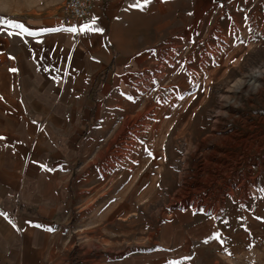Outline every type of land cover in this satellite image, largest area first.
Here are the masks:
<instances>
[{"label": "rangeland", "instance_id": "obj_1", "mask_svg": "<svg viewBox=\"0 0 264 264\" xmlns=\"http://www.w3.org/2000/svg\"><path fill=\"white\" fill-rule=\"evenodd\" d=\"M45 1L0 0V59L19 17L63 14L64 0ZM139 2L119 4L117 75L105 95L98 84L72 152L45 157L30 194L9 198L39 225L6 252L15 264H264V0Z\"/></svg>", "mask_w": 264, "mask_h": 264}, {"label": "crops", "instance_id": "obj_2", "mask_svg": "<svg viewBox=\"0 0 264 264\" xmlns=\"http://www.w3.org/2000/svg\"><path fill=\"white\" fill-rule=\"evenodd\" d=\"M97 1L92 15L79 22L65 23L63 14L47 6L19 17L36 34L16 29L13 44H7L12 52L0 59V213L6 214L0 215V264H15L6 248L39 225L38 218L11 206L9 198L30 194V179L46 174L45 157L72 152L73 135L90 122L101 100L98 84L105 76V95L117 75L121 0ZM93 17L103 32L67 31Z\"/></svg>", "mask_w": 264, "mask_h": 264}, {"label": "built area", "instance_id": "obj_3", "mask_svg": "<svg viewBox=\"0 0 264 264\" xmlns=\"http://www.w3.org/2000/svg\"><path fill=\"white\" fill-rule=\"evenodd\" d=\"M97 0H64L63 19L65 23L79 22L94 12Z\"/></svg>", "mask_w": 264, "mask_h": 264}, {"label": "snow or ice", "instance_id": "obj_4", "mask_svg": "<svg viewBox=\"0 0 264 264\" xmlns=\"http://www.w3.org/2000/svg\"><path fill=\"white\" fill-rule=\"evenodd\" d=\"M150 2H151V0H144V5H147ZM131 7L141 8L142 5L140 4L139 0H137V3L131 5ZM97 20H98L97 17H93L92 20L89 23L83 24L82 26L79 27V29H77L76 27H71V28L67 29V31H70V32H73V33L79 31L80 33H84V34L89 33V32L101 33V32L104 31V29L96 26ZM0 23H4L2 18H0ZM8 23H12V22L9 21ZM14 26L19 28V29H21L22 32H27L29 35H35L36 34L35 32H32L29 29H27L22 24L17 23ZM59 30L60 29H43L42 31H59ZM10 35H11V33H10ZM10 71H16V69H11ZM197 87H199V85H197ZM180 98L183 99L182 96ZM0 139H3V138L0 137ZM261 191L264 192V189H261ZM0 215H6V214L0 213ZM208 239L209 240H212V239L220 240V233L219 232H214L213 235L211 237H209ZM207 242H208V240H205V243H207ZM220 242H221V244L224 243L223 240H220Z\"/></svg>", "mask_w": 264, "mask_h": 264}, {"label": "trees", "instance_id": "obj_5", "mask_svg": "<svg viewBox=\"0 0 264 264\" xmlns=\"http://www.w3.org/2000/svg\"><path fill=\"white\" fill-rule=\"evenodd\" d=\"M105 79H106V77L104 76L103 78H102V82H100V85L102 84V83H104V81H105Z\"/></svg>", "mask_w": 264, "mask_h": 264}, {"label": "bare ground", "instance_id": "obj_6", "mask_svg": "<svg viewBox=\"0 0 264 264\" xmlns=\"http://www.w3.org/2000/svg\"><path fill=\"white\" fill-rule=\"evenodd\" d=\"M254 79H255V80L257 79V75H254ZM255 80H254V81H255Z\"/></svg>", "mask_w": 264, "mask_h": 264}]
</instances>
